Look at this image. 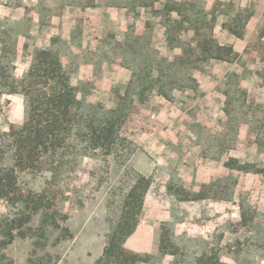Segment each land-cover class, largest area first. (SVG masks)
<instances>
[{"label":"rangeland","instance_id":"374dc122","mask_svg":"<svg viewBox=\"0 0 264 264\" xmlns=\"http://www.w3.org/2000/svg\"><path fill=\"white\" fill-rule=\"evenodd\" d=\"M114 1L0 0V67L17 79L37 48H50L86 103L112 108L133 69L141 80L153 67L151 88L121 128L130 150L76 157L56 205L68 218L44 245L17 237L4 253L13 264H94L143 175L150 186L125 242L149 254L139 264H197L212 251L230 264H264V0H188L215 19L198 35L186 24L184 45L213 36L235 53L193 62L166 42L154 8L162 5ZM228 15L240 19L242 36L221 27ZM24 110L22 94H0V130L21 123ZM47 176L25 172L20 181L39 191ZM38 224L39 214L30 222Z\"/></svg>","mask_w":264,"mask_h":264},{"label":"trees","instance_id":"16d2710c","mask_svg":"<svg viewBox=\"0 0 264 264\" xmlns=\"http://www.w3.org/2000/svg\"><path fill=\"white\" fill-rule=\"evenodd\" d=\"M125 1V2H124ZM123 6H156L157 15L164 22L166 42L179 47L188 62L210 59L232 60V46L220 44L215 37L195 39L194 46L184 45L181 32L186 24L195 23L194 35H198L207 20L206 14L188 0H115ZM207 20V21H206ZM240 19L228 15L221 27L236 36H242ZM146 74L133 76L120 102L112 108L103 104H88L72 83L71 72L60 56L50 48H37L27 71L15 78L5 67H0V94L20 93L25 98L24 119L19 124H9L0 130V199L7 210L0 213V264H13L4 250L17 238L35 236L36 245H44L48 232L61 227L68 218L57 201L66 195L68 171L79 155L100 152L107 156L120 149L130 150L121 128L127 116L146 96L145 83L151 79L153 67L148 63ZM138 76V77H137ZM158 92L165 97L168 93ZM47 174L45 185L39 191L21 184L22 173ZM150 186L149 178L138 176L130 187L121 209L120 217L107 234L101 255L94 264H139L149 261V254L130 249L125 245L139 222L144 196ZM39 214V224L30 225ZM197 264H230L222 260L218 251L202 254Z\"/></svg>","mask_w":264,"mask_h":264}]
</instances>
